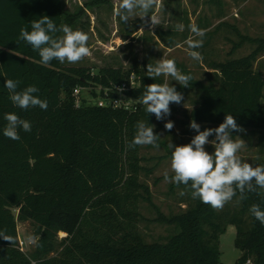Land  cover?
<instances>
[{
  "label": "trees",
  "instance_id": "trees-1",
  "mask_svg": "<svg viewBox=\"0 0 264 264\" xmlns=\"http://www.w3.org/2000/svg\"><path fill=\"white\" fill-rule=\"evenodd\" d=\"M42 16L57 27H71L75 20L63 11L62 0H0V230L15 241L0 238V264H222L218 244L226 225L236 228L240 256L235 264H264V225L249 211L253 204L264 210L259 188L239 203L237 194L222 210L193 199L188 189L192 201L187 208L161 217L174 225V234L164 242L143 240L138 204L142 198L149 202L150 196L139 181L140 146L127 145L138 121L151 126V114L140 103L146 86L164 80L137 67L90 73L58 60L42 65L38 51L19 38L22 28L31 31V22ZM263 48L264 39L252 54L211 66L217 85L197 86L199 97L187 115L186 135H196L189 127L192 120L204 130L218 127L231 114L242 129L260 132L264 150V78L253 66ZM135 73L140 85L125 94L138 102L136 111L84 100L75 105V88L119 85ZM7 79L20 82L17 91L38 87L34 95L47 100V110L14 106L4 87ZM6 113L28 120L31 132L18 129L19 141L5 137ZM258 165H264V158ZM18 220L30 221L39 238L29 254L19 246ZM59 233L64 237L59 239Z\"/></svg>",
  "mask_w": 264,
  "mask_h": 264
},
{
  "label": "rangeland",
  "instance_id": "rangeland-1",
  "mask_svg": "<svg viewBox=\"0 0 264 264\" xmlns=\"http://www.w3.org/2000/svg\"><path fill=\"white\" fill-rule=\"evenodd\" d=\"M119 0H62L63 11L75 20L71 28L88 34V46L91 55L81 61L65 67H85L90 73H96L101 68L121 67L125 70L131 67L141 69L147 74V65H155L160 59H173L182 74L193 77L189 87H182L170 76H160L164 83L174 86L183 95L180 104L170 105L171 114L162 120H157L151 114V125L154 133L160 136L159 148L151 145L140 146L139 173L140 183L148 188L150 200L139 201L138 232L147 243L164 242L175 232L174 225L163 221L161 217L169 218L182 213L191 203L188 188L177 186L164 180V173L173 175L170 168L171 150L168 144L184 145L193 137L185 134L188 113L195 107L199 97L198 85L208 86L214 83L215 72L211 66L217 62L248 56L259 48V41L264 39V0H158L147 16L141 18L140 11L124 24L114 16V8ZM151 14L159 19V25L153 27ZM183 25L184 30H177V25ZM196 24L206 30L203 37V47L196 49L203 57L202 62L192 60L188 56L187 45L184 43L192 34L189 26ZM63 35V34H62ZM198 39V38H197ZM171 47L168 48L167 45ZM179 45V46H177ZM262 51V52H261ZM255 57L254 69L260 71L264 78V48ZM137 85L140 76L135 73ZM81 99L95 102L85 91ZM86 100V101H87ZM264 102V88L263 100ZM172 121V130L165 129L167 121ZM239 136L245 142V147L238 153L242 160L257 166L264 158L259 131L243 129L233 135ZM214 137H209L213 140ZM212 153L211 144L205 146ZM185 195H180L181 192ZM142 196L146 194L142 191ZM264 194V189H261ZM17 212H15L16 214ZM18 242L21 250L29 254L34 245H29L26 237L33 235L34 225L30 221H17ZM64 234L59 233L61 239ZM236 228L226 225L219 237L220 262L235 264L240 252L235 247Z\"/></svg>",
  "mask_w": 264,
  "mask_h": 264
},
{
  "label": "clouds",
  "instance_id": "clouds-1",
  "mask_svg": "<svg viewBox=\"0 0 264 264\" xmlns=\"http://www.w3.org/2000/svg\"><path fill=\"white\" fill-rule=\"evenodd\" d=\"M156 6H158V0H119L114 8V16L127 24L137 9L141 13L139 17L143 18ZM151 24L153 27L159 25V19L155 14H151ZM177 30L183 31L184 26L177 25ZM189 30L192 35L184 42L187 45L188 56L194 61L202 62L203 57L196 49L203 47L206 30L200 29L196 24L190 25ZM57 32L63 35L56 37ZM19 38L31 45L33 50L38 51L40 63L44 66H48L53 60L74 64L91 55L87 33L73 30L67 24L57 27L48 16L32 21L31 31L22 28ZM147 74L152 79L170 76L182 87H189L193 79L191 75L182 74L173 59L162 58L155 65L149 63ZM19 83L13 79H7L5 82L4 87L8 89L13 105L25 111L37 106L46 111L47 100L34 95L39 92V88L29 85L22 91H17ZM182 100V93L168 83H152L146 86V90L140 97V103L145 106L147 114H154L157 120L169 116L170 105L180 104ZM4 119L7 124L3 129V135L11 140L21 139L18 129H23L25 132L32 130L31 123L15 113H6ZM164 127L170 131L174 123L169 120ZM189 127L196 132L190 143L178 146L168 144L171 150L170 168L173 175L169 176V173L165 171L166 182L177 186L184 185L185 188L190 189L193 199H199L215 210H222L226 204L232 202L234 197H237V194H239L237 199L239 203L247 198L246 193L256 192L258 188L264 189V165L253 166L242 160L238 154L245 147V142L239 136L233 139L234 131H243L233 115L226 114L224 121L215 128L201 130V126L195 120L190 121ZM210 136H214V139L209 140ZM159 138L160 136L154 133L153 125L149 126L143 121H138L136 133L127 147L135 149L137 146L151 145L159 148ZM208 144L214 148L212 153L205 149ZM180 195H185V192L182 191ZM249 211L264 225V210L258 204L251 205ZM0 238L11 244L15 243L14 238L4 230H0ZM38 239L32 234L26 237L29 245L38 244Z\"/></svg>",
  "mask_w": 264,
  "mask_h": 264
},
{
  "label": "built area",
  "instance_id": "built-area-1",
  "mask_svg": "<svg viewBox=\"0 0 264 264\" xmlns=\"http://www.w3.org/2000/svg\"><path fill=\"white\" fill-rule=\"evenodd\" d=\"M136 87H138L137 79L134 74H131L126 81L119 85L111 84L108 87H77L73 90V96L77 107L82 105V100H84L86 104L96 105L101 108H123L129 111H136L138 102L125 94L126 91ZM82 91H85L91 98H94L92 92H95L97 96L95 97L96 101L91 102L85 98L81 99L80 95ZM247 263H249V261Z\"/></svg>",
  "mask_w": 264,
  "mask_h": 264
},
{
  "label": "bare ground",
  "instance_id": "bare-ground-1",
  "mask_svg": "<svg viewBox=\"0 0 264 264\" xmlns=\"http://www.w3.org/2000/svg\"><path fill=\"white\" fill-rule=\"evenodd\" d=\"M63 234V233H62Z\"/></svg>",
  "mask_w": 264,
  "mask_h": 264
}]
</instances>
